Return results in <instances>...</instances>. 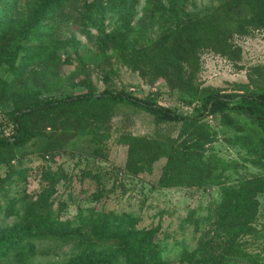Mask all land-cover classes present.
<instances>
[{"label":"trees","instance_id":"trees-1","mask_svg":"<svg viewBox=\"0 0 264 264\" xmlns=\"http://www.w3.org/2000/svg\"><path fill=\"white\" fill-rule=\"evenodd\" d=\"M68 1L39 0L30 13L28 32L16 40L19 32L15 31L18 30L11 29L6 20L2 21L12 4L9 0H0V65L7 61V70L12 76L11 79H0V99H8L7 95L11 94L9 100L13 104L6 122L11 126V134H0V164L12 161L10 155L17 158L20 149L37 139L44 142L39 148L40 153L51 158L59 155L75 138L85 141L88 156L101 157L112 140L114 144L127 147L124 172L135 176L150 170L154 162L164 158L159 185L181 183L189 188H202L214 184L218 172L228 164L214 153L206 155L207 147L215 141V133L203 120L216 115L220 124L235 134L228 142L241 146L255 166L264 167V66L251 70L257 73L263 84L254 81L250 86L243 85L228 93L211 87L199 89L192 84L202 51L211 50L231 59L238 56L240 50L232 40L235 35L249 36L254 31H264V0H226L201 15L184 13L183 0H166L167 10L173 13L171 26L155 42H150V46H142L124 59L141 73L145 67L152 69L164 80L170 92L176 94L179 102L193 106L194 115H183L160 105L153 95L138 97L109 87L101 91L89 88L81 93L52 96L49 93L52 85L29 93H17L26 83L27 69L37 60L48 58L52 63H70L68 57L61 59L50 54L44 33L36 29ZM120 37L125 40L126 34L120 33ZM108 41L113 43L115 39L104 36L100 44ZM28 42L31 44L26 45ZM140 63L144 68L138 66ZM248 78L252 80L251 75ZM120 108L145 112L157 127L179 126L176 138L160 133L155 136L134 135L128 130L113 134L111 120ZM9 168L7 178L14 174L21 176L24 172L23 169ZM56 174L57 171L44 175L50 186L45 188L41 197L50 209L55 202L61 206L52 189L54 180L58 179ZM86 174L89 175L90 171L87 170ZM102 191L95 195L97 200ZM220 191L214 231L223 238L222 246H218L216 240L201 241L198 250L190 255L184 254L180 262L190 258L199 264L207 254L215 260L213 254L219 248L231 252L232 264H237V258H241V251L236 248L238 240L241 235L254 231L251 223L257 213V195L264 191V178L244 179L236 185L222 186ZM16 201L12 199L3 209L6 216L15 215L18 223L0 228V264L19 263L36 253L46 252L40 250L42 242L68 246L90 236L94 238L95 247L96 243L110 240L123 242L126 248L124 258L131 264H170L156 250L154 232L137 230V221L130 214L97 212L94 208L91 219L81 213L61 219V207L57 214L49 211L45 223H40L32 199L23 200L20 210L14 206ZM219 255L222 261L224 256ZM66 264L116 263L86 246Z\"/></svg>","mask_w":264,"mask_h":264},{"label":"rangeland","instance_id":"rangeland-1","mask_svg":"<svg viewBox=\"0 0 264 264\" xmlns=\"http://www.w3.org/2000/svg\"><path fill=\"white\" fill-rule=\"evenodd\" d=\"M6 15L2 16L10 28H16L18 36L29 30L30 13L39 0H9ZM69 0L60 9L50 14L36 29L44 33L50 54L61 59L68 57L70 63H52L48 58L37 60L28 71L26 83L19 94L49 88L54 95L75 94L89 88L97 91L105 87L129 92L138 97L153 95L158 104L167 106L183 115H194L189 107L177 100L164 80L152 69L144 68L143 73L124 62L142 46H150L167 30L174 19L167 10L166 0ZM226 0H183L184 13L201 15L217 7ZM120 33L126 34L125 40ZM47 35V36H46ZM104 36L115 41L100 44ZM234 44L240 48L238 56L229 59L204 50L199 55L198 67L193 86L199 89L211 87L221 92H231L240 86H250L260 81L252 68L264 66V31H254L249 36H234ZM30 45L29 42L25 43ZM8 62L0 65V79H11L7 70ZM189 72V70H186ZM251 75V79L248 76ZM263 84V81L259 82ZM16 92V91H15ZM40 97H44L40 94ZM8 99H0V134L9 136L11 126L7 125V114L12 104ZM215 133V141L207 147V154L214 153L227 164L219 171L214 184L202 188L177 185H159L165 159L162 158L137 175L124 172L127 147L109 140L101 157L88 156V146L83 139H72L59 155H43L39 148L42 139H37L20 149L17 158L0 164V228L12 227L18 223L17 217L6 216L4 206L17 199L14 206L20 210L23 200L32 199L38 212V221L45 223L47 213L57 214L61 209V219L81 213L91 219V210L112 214H130L136 219L137 230H152L156 250L162 259L170 264H196L190 258L179 259L186 253L198 250L201 241H217L222 246V237L215 234V211L221 201V187L236 185L252 177L264 178V167L255 166L245 150L229 143L234 132L220 124L219 117L209 116L203 120ZM3 124V127H1ZM113 134L128 130L134 135L155 136L158 133L175 139L179 126L157 127L150 115L134 108H120L111 120ZM9 166L23 169V174L7 178ZM90 174H86V171ZM52 189L57 202L47 208L41 197L50 182L44 175L56 172ZM102 191L99 200L95 198ZM258 208L251 223L253 232L241 235L237 249L241 258L237 264H264V191L257 195ZM81 210V211H80ZM89 228V227H87ZM89 232V231H87ZM91 234V233H89ZM93 236L82 242L68 246L60 243L42 242L40 250L29 259L7 264H66L82 249L92 247L95 253L110 258L116 264H131L123 253V242L107 241L94 245ZM231 253V252H230ZM222 248L214 252L215 260L204 255L199 264H232V255ZM224 259L220 261L221 255ZM189 257V256H188Z\"/></svg>","mask_w":264,"mask_h":264}]
</instances>
